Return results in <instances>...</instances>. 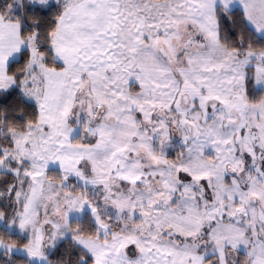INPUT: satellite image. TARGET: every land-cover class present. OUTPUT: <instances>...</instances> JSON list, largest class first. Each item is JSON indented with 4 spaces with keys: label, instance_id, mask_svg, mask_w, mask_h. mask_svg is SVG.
<instances>
[{
    "label": "snow or ice",
    "instance_id": "6c2138e0",
    "mask_svg": "<svg viewBox=\"0 0 264 264\" xmlns=\"http://www.w3.org/2000/svg\"><path fill=\"white\" fill-rule=\"evenodd\" d=\"M0 264H264V0H0Z\"/></svg>",
    "mask_w": 264,
    "mask_h": 264
}]
</instances>
